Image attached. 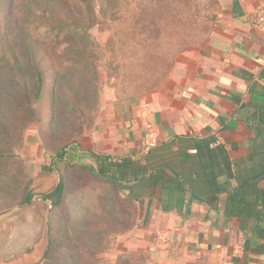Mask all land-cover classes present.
I'll return each instance as SVG.
<instances>
[{
  "label": "rangeland",
  "instance_id": "1",
  "mask_svg": "<svg viewBox=\"0 0 264 264\" xmlns=\"http://www.w3.org/2000/svg\"><path fill=\"white\" fill-rule=\"evenodd\" d=\"M10 1L0 0V64H7L0 68V214L20 206L27 191L32 201L43 199L39 195L54 187L59 174L67 188L64 203L51 207V256L36 264L217 260L176 245L172 254L161 231L149 232L155 245L150 254L139 250L132 241L142 232L130 223L136 207L122 199L126 193L101 177L75 179L60 155L93 125L104 104L145 100L165 83L180 56L205 40L227 0H105L101 7L92 4L93 12V0ZM31 4L87 31L68 41L66 57L74 63L65 72L57 60L64 63L60 54L67 43L47 46L43 36L38 39L32 55L44 71V86L37 100L26 35H43L31 24L45 12L27 15ZM48 240L49 246V224Z\"/></svg>",
  "mask_w": 264,
  "mask_h": 264
},
{
  "label": "crops",
  "instance_id": "2",
  "mask_svg": "<svg viewBox=\"0 0 264 264\" xmlns=\"http://www.w3.org/2000/svg\"><path fill=\"white\" fill-rule=\"evenodd\" d=\"M263 7L227 0L165 83L145 100L104 104L66 148L75 179H116L136 207L139 250L150 254L149 232L161 231L171 252L176 245L218 256L211 264H264V31L252 24ZM149 129L157 142L143 151ZM233 192L241 204L230 203Z\"/></svg>",
  "mask_w": 264,
  "mask_h": 264
},
{
  "label": "trees",
  "instance_id": "3",
  "mask_svg": "<svg viewBox=\"0 0 264 264\" xmlns=\"http://www.w3.org/2000/svg\"><path fill=\"white\" fill-rule=\"evenodd\" d=\"M92 3L90 8L93 12V5L97 3V5L103 6L105 0H93L91 1ZM109 2V0H108ZM12 4V0L10 1V6ZM9 10V7L7 8V11ZM44 9H40L39 6L30 5V9L27 13V15H41L44 14L43 16H40L38 19L34 20L33 23L31 24V28L33 31H40L43 33V35H37L36 37H30L26 35V43H27V49L26 51H28L29 57H30V61L28 63V68H30V70L33 71V79L35 81V90L33 92V96L34 99L37 100L39 99V97L42 95V91H43V86H44V77H43V70L40 69V67L38 66L37 63H35L33 61V51L35 48H40V42H38V39L40 37L43 36V42L46 43V45H60L59 43H67V46H65L61 52V57L63 58V62L64 63H60V60H57V65L60 67L59 72H65L67 71V69H69L72 64L74 63V61L70 60L68 57H66V53L69 50V40L78 37L80 35L85 34L87 31L84 27H82L80 24L78 23H74L72 20L69 19H57L55 18L53 15V12H46L44 11ZM50 11V10H49ZM38 12L40 14H38ZM93 14V13H92ZM30 43V44H29ZM34 43V44H32ZM3 58V57H2ZM7 64H0V68H4V66H6ZM53 70V69H52ZM203 142H205L203 140ZM208 143V142H206ZM152 148V147H151ZM150 148V149H151ZM149 149V150H150ZM3 156L2 153H0V158ZM61 158H63V155H60ZM104 165V161H101V164H98V172L100 174H107L108 170H105L103 168ZM113 185L117 184V181L114 177L110 178L108 177ZM67 193V189H66V183L64 180L63 175H60V178L58 180V183L55 185V187L53 189H51L50 191L47 192H43L39 195V197L43 198V199H47L50 201L52 207H57L60 206L64 203L65 200V195ZM241 193L237 192V194H235V192H233L229 197H230V203H235V204H241L242 202V197L240 195ZM33 200V195L30 193V191H27L25 193V197L23 199V201L20 203V205L23 204H27L29 202H32ZM237 209V207H236ZM239 210H241L240 208H238ZM52 213V209L50 212V216ZM229 213V212H228ZM241 213V212H240ZM238 213V214H240ZM251 213H241V216L247 217L250 216ZM50 216H49V236H50V245L48 246L45 254H44V259H47L48 257L51 256V244H52V240H51V220H50Z\"/></svg>",
  "mask_w": 264,
  "mask_h": 264
},
{
  "label": "water",
  "instance_id": "4",
  "mask_svg": "<svg viewBox=\"0 0 264 264\" xmlns=\"http://www.w3.org/2000/svg\"><path fill=\"white\" fill-rule=\"evenodd\" d=\"M51 207L38 199L0 214V264H36L43 258Z\"/></svg>",
  "mask_w": 264,
  "mask_h": 264
},
{
  "label": "built area",
  "instance_id": "5",
  "mask_svg": "<svg viewBox=\"0 0 264 264\" xmlns=\"http://www.w3.org/2000/svg\"><path fill=\"white\" fill-rule=\"evenodd\" d=\"M252 24L255 28L264 31V7L255 13L252 19ZM156 142L157 134L153 130L149 129L144 136L142 150H149L156 144ZM159 238H162V236L159 235Z\"/></svg>",
  "mask_w": 264,
  "mask_h": 264
}]
</instances>
